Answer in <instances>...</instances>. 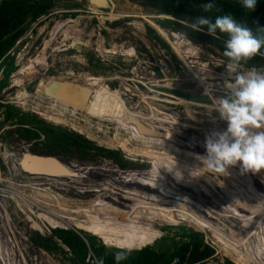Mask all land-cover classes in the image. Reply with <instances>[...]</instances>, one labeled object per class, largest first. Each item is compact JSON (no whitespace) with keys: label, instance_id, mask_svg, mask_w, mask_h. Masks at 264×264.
<instances>
[{"label":"rangeland","instance_id":"rangeland-1","mask_svg":"<svg viewBox=\"0 0 264 264\" xmlns=\"http://www.w3.org/2000/svg\"><path fill=\"white\" fill-rule=\"evenodd\" d=\"M109 2V9L112 6L113 14L119 18L107 20L106 16L102 15L100 18L103 22L99 24L95 13L108 14L109 9L90 12L91 9L88 8L86 0H54L47 15L28 26L0 64V83L4 76L5 62L11 60L15 67L7 78V86L0 90V264H70L71 255L68 249L60 245L57 239L54 238L59 249L52 253L35 245L33 240L36 239V235L42 238L54 237L52 231L61 229L78 232L82 236L95 237L102 244L98 237L81 231L77 227L91 230L115 227L120 232L146 227L158 228L160 231L158 237L145 246H154V244L158 246L159 242L170 245L179 243L180 240L186 243L188 240L185 237L196 233L200 235L202 243L213 251V255L202 264H223L225 260L236 264L225 255L239 251L243 256L245 237L240 233H246L245 253L249 263L264 264V174L262 175L264 171L256 174L244 173L237 165L239 169L230 168L227 177L212 179L208 174H204L192 179L188 174H183L184 178L177 181L172 165L162 163L165 165L161 168L152 167L144 157H131L124 153L115 143L119 141V136L114 135L113 131L116 128L115 124L101 122L94 126L97 120L86 117L87 115L82 113V109H77L78 107L72 110L77 113L75 118H72L71 113H63L62 116L58 108L51 106L52 100L55 99L46 97L41 92L36 93L37 85L41 84L44 89L50 81H53L48 79L50 77H57L59 81L66 80L65 82L78 85L83 82V86L88 90L93 88L88 83V79L98 78L97 80H101L103 86L109 89L110 94L118 97L117 100L120 98L127 104H132L131 111L137 112L141 118L153 117L156 122L163 119L165 124H171L168 129H164L165 132L160 130L162 133L159 135L163 138L167 137V134L173 138L171 135L174 132L170 131L183 126V131L196 133L197 141L202 144L211 132L226 128V122L220 120L218 112L214 110L217 104L216 98L225 95L222 85L227 79L224 68L226 59L209 46L190 42L180 32L173 33L160 28L158 22L165 18L151 10L130 4L127 0H109ZM62 23L64 28L60 29L61 31L68 26L76 25L74 30L78 32L77 38L64 40L60 30L54 31V28ZM146 27L156 33L165 44L164 47L147 35ZM157 28L167 36V40L159 31H156ZM97 38L102 42L101 53L94 46ZM186 50H190V53H186ZM108 51H113L114 54L107 53ZM122 51L125 52L124 56L120 55ZM80 59L82 62L78 61ZM33 62L41 65L35 66L34 72L29 74V66ZM239 71H247V68L241 66ZM194 74L202 79L201 87L193 83ZM98 85L101 84L98 83ZM112 94L110 98L114 99ZM103 95L108 98L107 93L103 92ZM179 98L189 106H180L177 100ZM65 104L67 103L55 102L58 107ZM7 105L19 113L31 114L53 129L59 128V130L76 134L80 140L93 144L95 149L86 148L84 158L78 157L74 146L64 153L44 154L42 153V143L45 140L43 135L40 134L37 140L29 141L19 136L21 129L14 125L15 121L4 122ZM49 116L56 118L59 123L46 120L45 117ZM84 116L86 121H89L88 125L84 121ZM88 126L103 128L104 131H109V135H94L87 129ZM120 134L122 136L123 131ZM154 135L158 133L154 132ZM17 144L19 147L17 153L7 150V145ZM139 146L140 144L132 142L129 149L144 150L145 147ZM151 150L155 152L156 158L162 159L163 150ZM180 151L190 155L193 160L188 161L184 156L176 157L170 153L169 157L177 159L180 163H183L185 159L191 165H185L187 169L199 166L195 160L197 154ZM110 152L116 153L119 161L109 158ZM25 154L48 155L57 161L47 159V163L54 164L47 166L44 162H40L39 158L35 161L40 162V165L35 169L26 167L24 169L26 173L19 164L20 159L24 165L26 162H31L25 156L22 158ZM103 165L112 166L111 169L117 170L115 175L118 184L114 183L110 177L113 173L105 171L100 173L99 170ZM63 169L66 172L62 171ZM125 171L150 172L151 177L157 178L144 183H136L138 180L135 179L130 182V185L123 186L119 183L123 180L125 182L131 180V178H124ZM35 172L36 174L44 172L50 177L35 176L33 175ZM185 172L188 173V171ZM152 182L163 184V187L159 189L161 192H150L148 187L156 188V184ZM191 183L194 187L190 185ZM190 186L194 189L193 191L190 190ZM200 186L207 187L198 189L197 187ZM178 187L187 201L183 200L181 206L190 209L189 206L192 205L191 208L194 210L196 204H204L208 213L210 210L220 212L219 215L223 216L224 223L219 215L217 224L214 221L212 222L214 224L209 226L203 221L183 216L184 214L179 212L180 209L173 208L175 211H168L169 207L162 198V201L157 203L150 202V209L162 212L161 218L154 225L136 224L122 229L116 224H105V222L108 223L109 218L115 216L122 205L132 206L135 203L134 199L142 201L141 194H162ZM220 189L221 194H224L215 195L214 192ZM121 198L126 201L120 202ZM173 201L176 200L173 199ZM26 205L29 207L26 208ZM105 208L107 210L98 222L81 220L80 214L98 218L97 215ZM58 213L70 219H59ZM208 213H204L205 219L209 216L212 220L216 218L214 215L208 216ZM167 219L169 220L165 225ZM73 222H75L74 225H68ZM208 222L211 221L208 220ZM175 225L177 226L170 227ZM229 239H232L233 243L227 247L225 243Z\"/></svg>","mask_w":264,"mask_h":264},{"label":"trees","instance_id":"trees-1","mask_svg":"<svg viewBox=\"0 0 264 264\" xmlns=\"http://www.w3.org/2000/svg\"><path fill=\"white\" fill-rule=\"evenodd\" d=\"M127 1L130 4L151 10L157 15L166 17L163 21L158 22L160 28L169 30L173 33L180 32L184 34L185 38L190 42L197 45L209 46L217 50L222 56L224 42L226 40L225 36L217 33V37H211L206 31L193 32L185 28L180 21H183L184 19L191 20L197 16H205L214 20L218 15L231 14L238 22L246 23L247 26L253 30H255L256 27H264V0H258L256 10L251 13L243 9L240 3H238V0H215V8L207 13L203 11L201 5L208 2V0ZM53 2L54 0H0V64L2 63L3 58L14 46L16 40L24 34L28 26L31 23L36 22V20L42 16L47 15L53 6ZM146 32L151 39H154L164 47L165 44L152 29L146 27ZM260 53H264V48L260 50ZM260 53L242 66L247 69L252 66L257 67L258 69H264V55ZM5 63L6 66L3 72V80L0 83V90L7 86V78L10 73L15 70L11 60H7ZM191 98L195 99L196 97ZM8 121H15L14 125L21 129L19 130V136L23 139L29 141L37 140L39 139L40 134L43 135L45 140L43 142L44 144L42 143V153L44 154L64 153L74 146L78 157L84 158V150L86 148L95 149L93 144L80 140L78 135L68 133L65 130H59V128L53 129L50 125L43 123L31 114L19 113L13 107L7 105L5 106L4 122ZM25 126L28 127L24 128ZM116 156L117 154L113 152H110L108 155L109 158L119 161ZM141 195L142 201L134 199L133 201H135V203H133L132 206H126V204L121 207L118 206L119 209L115 214L118 220L113 224L125 228L132 225L129 219L134 217L133 215H138L153 218L151 222L153 224L148 225H154V223L161 218L162 212L156 209H150V202L157 203L158 201H162V198L163 201H166L167 207H169L168 211L174 210L173 208L180 209L179 212H182L184 214L183 216H189L194 220L203 221L209 226H212L210 224H214L212 223L214 221L215 224H217V220L219 221L218 215L221 214L220 212H216V210H210L208 213L204 204H196L194 210L191 208L193 207L192 205H188L193 212L189 208H184V206H181V203L186 201V198L180 187L172 188L167 193ZM173 199L176 201H173ZM123 201L126 200L121 198L120 202ZM204 213H208V216L214 215L216 218H213L212 220V217L209 216L205 219V217H203ZM219 217L223 221V216L219 215ZM168 220L169 219L164 223L165 225ZM208 220L211 222H208ZM74 223L75 222L69 223L68 225H74ZM176 226L177 225L170 227ZM77 229L98 237L106 247L127 250L141 248L148 243H151L160 233L158 228L151 229L149 227L125 232H120L115 227H100L94 230L77 227ZM52 234L54 237L48 238H42L39 235H36V239L33 240V243L40 246L46 252L52 253L59 249V245L54 238L57 239L60 241L61 245L68 249L71 255V258L69 259L70 264H93V261L99 257L104 258V264H115L113 253L117 251V249L105 248L95 237L84 235L90 249L89 252L86 244L78 235V232L56 229L52 231ZM240 234L245 237L243 239V256L239 251L229 252L225 256L232 259L236 264H250L245 253L247 236L246 233ZM185 238L188 240L186 243H183L184 241L180 240L179 243H173L171 246L167 247V245L159 242L157 247L152 246L145 247L138 251H129L127 259L121 261L120 264H171L174 258L178 259L179 264H202L204 260H208V258L213 255L212 249L202 243L200 235L191 233ZM223 264L232 263L225 260Z\"/></svg>","mask_w":264,"mask_h":264},{"label":"clouds","instance_id":"clouds-1","mask_svg":"<svg viewBox=\"0 0 264 264\" xmlns=\"http://www.w3.org/2000/svg\"><path fill=\"white\" fill-rule=\"evenodd\" d=\"M257 2L238 0L249 13L256 10ZM201 7L204 12H211L215 0H208ZM180 22L193 32L206 31L211 37H217V33L226 37L223 57L226 58L227 79L222 85L225 95L216 98L214 110L227 126L205 137V153L195 156L199 166L188 169L189 177L195 179L204 174L212 179L227 177L228 170L237 165L244 173L264 171V69L252 66L247 71H239L264 48V27L253 30L231 14L218 15L214 20L197 16ZM174 177L177 181L184 178L180 170H174ZM128 255L127 250H117L113 253V260L120 264ZM93 264H104V258L95 259Z\"/></svg>","mask_w":264,"mask_h":264},{"label":"bare ground","instance_id":"bare-ground-1","mask_svg":"<svg viewBox=\"0 0 264 264\" xmlns=\"http://www.w3.org/2000/svg\"><path fill=\"white\" fill-rule=\"evenodd\" d=\"M110 13L108 14H101V13H95L99 24H102L103 19L100 18V16L105 15L107 20H116L117 18H119V16L113 14L112 12V6L109 9ZM131 13V12H130ZM127 16V15H126ZM74 23V22H73ZM75 24V23H74ZM149 24H151L149 22ZM59 27L54 28V31L56 30H60L64 28V24H58ZM69 25V24H68ZM76 26V25H75ZM75 26H68L67 28H65L63 31H61L64 40L69 38V39H75L76 34L78 33L76 30H74ZM59 31V32H60ZM156 31H159L162 35L163 38H166L167 40V36L161 32V30H159L157 28ZM54 35V34H53ZM175 35V34H172ZM75 37V38H74ZM96 40V39H95ZM74 41V40H73ZM101 40L99 38H97V41L94 42V46L99 50V53H101L102 50V46H101ZM73 44L75 45V41L73 42ZM93 45V44H92ZM173 46V44H171ZM176 46V45H175ZM174 47V46H173ZM176 48V47H175ZM174 48V49H175ZM124 50V49H122ZM178 52V51H177ZM176 52V53H177ZM107 53H111L114 54L113 51H108ZM106 53V54H107ZM186 53H190V50H186ZM125 52L122 51L120 55L124 56ZM178 54V53H177ZM176 54V55H177ZM180 58V55H179ZM82 59L78 60L81 61ZM38 61V60H37ZM41 61V59H40ZM82 62V61H81ZM39 65H41L40 63L37 62H33V64H31L29 66L30 71L28 72L29 74L33 73L35 70V66L38 67ZM68 76H71V74L67 73ZM117 77V76H116ZM187 77V76H186ZM189 77V76H188ZM63 78V77H61ZM80 78V77H79ZM185 78V77H184ZM194 79L193 83L196 84L198 87H201V83L200 81H202V79L200 78V76H195V74L192 77ZM49 80H53L50 81L45 87H47L49 84H51L52 82H55L58 80L57 77H50L48 78ZM78 79V78H77ZM98 79V78H97ZM95 79H88V83L91 84V86H93V88L91 90H88L89 92V97H88V102L87 105L82 109V113H84L85 115H87L86 117L88 118H92L97 120V123L94 124H100L101 122H110L112 124L116 125V128L113 129V131L115 132L114 135L119 136V141L115 142L117 143V146L123 150L124 153H126L127 155L131 156V157H144L145 159H147L148 163L153 167H158L161 168L162 163H166L168 165H172L174 170H179L182 172V174H188L185 171H188V169L185 167V165L191 166L190 164H188V161H192L193 158L188 155L185 152H182L180 150L189 152L192 155H204L205 153V149H204V140L203 138H201L203 140L202 144L200 142H198L196 136V133H190L187 131H183L182 129L184 128L183 126L180 128H177L176 130H172L170 132H174L173 138H171L170 136H168V134L166 135L167 137L163 136L161 137L159 135V133H162L161 131H164V129H168L170 127L171 124L163 122V119L158 120L157 122L154 120L153 117L151 118H141L140 116L137 115V112H132L130 107H133L132 104H127L126 101L121 100L119 98V100H117V96L114 95V99H111V94L109 93V89L106 86H103L102 81H98ZM62 80V79H61ZM59 81V80H58ZM66 81V80H65ZM79 82V81H77ZM83 83V82H82ZM81 83V85L83 86V84ZM101 84V85H98ZM98 85V87H97ZM196 86V87H197ZM44 87V88H45ZM43 87L41 86V84L37 85V90L36 93H40L43 94ZM42 89V90H41ZM195 89V88H194ZM103 92L108 95V98H106V95H103ZM71 93V92H70ZM121 93V92H120ZM56 98H60L59 100H61L60 102L63 103H67V104H71V106L69 107V105L65 104L64 106H56L55 102L59 101L57 99L52 100L53 102H51V106L54 108H58L61 112V115L63 116V113H71L72 118L76 117L75 115H77V113L73 112L72 110H74V107H78L79 106V98L82 96H78L75 94H68L67 96L65 94H63L62 92L60 93H55ZM78 96V97H76ZM123 96V94H122ZM135 96V95H134ZM139 96V95H138ZM124 97V96H123ZM137 97V96H136ZM90 98V99H89ZM140 98L145 99V97L140 96ZM149 100V99H148ZM178 100V104L180 106L186 107V105H188L187 103L182 102V99H177ZM146 104V103H145ZM150 106V105H149ZM189 106V105H188ZM72 108L71 110H69V108ZM154 107V106H153ZM141 109V108H140ZM161 113V112H160ZM213 113V112H212ZM108 114H111V116H108ZM147 115V114H146ZM158 115V114H157ZM197 115V114H196ZM142 116V115H141ZM146 117V116H144ZM46 120H48L49 122L52 123H59L58 120H56V118L49 116V117H45ZM183 119V118H182ZM88 120V119H87ZM67 121V120H66ZM84 121H86L85 116H84ZM219 121V120H218ZM182 122V121H181ZM87 125L89 124V121L87 122ZM176 124V123H175ZM86 125V126H87ZM177 125V124H176ZM203 125V124H202ZM132 127V128H131ZM205 127V126H204ZM91 133L98 134L100 136H105V135H109V131H104L103 128H99V127H90L88 126L87 128ZM225 129V128H224ZM161 130V131H160ZM178 130V132H177ZM185 130V129H184ZM219 130V128H218ZM123 131V135L121 136L120 132ZM189 131V130H188ZM125 132V133H124ZM155 133H158V135H154ZM165 132V131H164ZM198 135V134H197ZM127 136V137H126ZM203 136V135H202ZM137 143L140 144L139 147H145L144 150L142 149H136L134 148L133 150L129 149V145L131 143ZM184 143V145H183ZM104 144V143H103ZM107 144V143H106ZM114 148V147H113ZM151 149H159V150H163L164 154L162 155V159H158L154 156L155 152H153ZM196 149V150H194ZM169 153L174 155V156H184L185 159L183 161V163H180L177 159L174 158H170L169 157ZM160 154V152H159ZM161 155V154H160ZM196 155V156H197ZM127 157V156H126ZM24 158V157H23ZM136 160V159H135ZM143 161V160H142ZM45 164H51V163H47V161H44ZM143 163V162H142ZM195 163V162H194ZM197 164V163H196ZM40 165V162H36L35 166L32 165H27L26 167L30 168V169H35L36 167H38ZM54 164H51V166H53ZM109 165H103L100 168V173L101 171H105V172H111L113 173L112 175H110V177L112 178V181L116 184H118L117 180H116V175H115V171L117 172V170L115 169H111ZM110 168V169H109ZM114 168V167H113ZM233 168V167H232ZM231 168V169H232ZM235 168H237V170L239 169L238 166H235ZM158 170V169H157ZM62 171H65L64 169ZM61 171V172H62ZM66 172V171H65ZM126 173V174H125ZM124 174V178H131V180H129V182H125L123 180L122 183H119L120 185L123 186H128L130 185L132 181H134L135 179L138 180V182L136 183H144V182H150L155 180L156 178L154 176L151 177L150 172H146V173H142L139 171H125L123 172ZM264 173L262 172V175ZM99 175V174H98ZM80 177L82 175H79ZM145 176L147 178H145ZM184 176V175H183ZM65 178H68L67 176H64ZM251 177V176H250ZM262 178V177H261ZM102 179V178H101ZM193 179V178H192ZM204 179V178H203ZM203 181V180H202ZM105 182V181H104ZM198 182V181H197ZM154 184H156V188L152 187L148 189L150 190V192L152 193H158L159 191L161 192V190H159L160 188L163 187V184H159L158 182H152ZM209 183V182H207ZM148 184V183H147ZM205 184V183H204ZM146 185V184H145ZM151 185V184H150ZM149 185V186H150ZM165 185V184H164ZM168 185V184H166ZM192 185V183L190 184ZM119 186V185H118ZM135 186V185H134ZM194 187V185H192ZM208 186V185H207ZM206 186V187H207ZM9 188V187H8ZM14 188V187H13ZM210 189V187H208ZM215 188V187H214ZM207 189V190H209ZM140 190V189H139ZM190 190L193 191V188L190 186ZM144 191V190H143ZM215 191V190H214ZM164 192V191H163ZM195 192V191H194ZM218 192V191H215ZM214 192V193H215ZM198 193V192H196ZM29 205V204H28ZM27 206V205H26ZM29 206H27L26 208H28ZM59 214V213H58ZM81 220L85 215L80 214ZM57 217L59 219H63V220H69L70 218L67 216H63L62 214L57 215ZM233 243L232 239H229L226 241V246L230 247ZM61 245V244H60ZM223 249V248H222Z\"/></svg>","mask_w":264,"mask_h":264},{"label":"water","instance_id":"water-1","mask_svg":"<svg viewBox=\"0 0 264 264\" xmlns=\"http://www.w3.org/2000/svg\"><path fill=\"white\" fill-rule=\"evenodd\" d=\"M86 2L88 4V8L91 9L90 12H97V11L107 10V9H109V6H110L109 0H86ZM164 18H166V17H164ZM60 92H62L66 96L68 94H75V95H78L79 97L82 96V97L79 98L80 102H79V106H78L77 109H83L85 107L86 103L88 102V97H89L88 90L84 86L78 85V84H75V83H72V82L55 81V82H52L51 84H49L47 87H45L43 89L44 96L50 97L52 99H57V100H59L60 98L59 99L56 98V96H55L56 94L55 93H60ZM78 96H76V97H78ZM59 101H61V100H59ZM67 105L71 106V104H67ZM24 156L27 157L29 160H31V162H26L25 165H24V163L22 162V159H20L19 160V164L21 165L22 170L26 169V165L35 166V164L37 162L35 160H37L39 158H40L39 159L40 162H44L47 159L56 160V159H54L51 156L41 155V154H35V155L25 154V155L22 156V158ZM33 175H35V176H41V175L48 176L44 172H37V174L35 172ZM53 175H56V174H53ZM48 177H50V176H48ZM78 235L82 238L81 234L78 233ZM84 242L87 245V242L85 240H84Z\"/></svg>","mask_w":264,"mask_h":264},{"label":"crops","instance_id":"crops-1","mask_svg":"<svg viewBox=\"0 0 264 264\" xmlns=\"http://www.w3.org/2000/svg\"><path fill=\"white\" fill-rule=\"evenodd\" d=\"M208 178H210V177H208ZM203 187V188H202ZM200 186V187H197L198 189H204V188H206V186ZM194 190V189H193ZM200 191V190H199ZM220 192V193H219ZM159 193V192H158ZM198 193H201V194H207V193H205V192H198ZM211 194V193H210ZM215 195H223L224 193H222L221 194V189H220V191H218V192H216V193H214ZM226 194V193H225ZM101 201H105L104 199H101ZM114 201V200H113ZM106 202V201H105ZM95 204H96V202H95ZM107 210V208H105V209H103L101 212L102 213H100L99 215H97V217L98 218H96L95 216H88V215H86V216H84L83 218H82V221H85V222H98V220L103 216V213L105 212ZM260 213V212H259ZM134 217H131L129 220H130V222L132 223V225H130V226H133V225H136V224H149V223H151L152 222V220H153V218H151V217H146V216H138V215H133ZM126 219H128V218H126ZM118 220V218H116V216H113V217H111V218H109L108 219V223H106L105 222V224L106 225H112L115 221H117ZM223 222V221H222ZM261 222V221H260ZM224 223V222H223ZM255 223V222H254ZM104 224V225H105ZM260 225L262 224V223H259ZM128 227V226H127ZM119 228H122V227H119ZM126 228V227H125ZM123 229V228H122ZM82 238L86 241V238H85V236H82ZM82 239V240H83ZM83 240V241H84ZM87 242V241H86ZM85 243V242H84ZM86 244V243H85ZM102 245L105 247V245L102 243ZM172 244H170V245H167V247L168 246H171ZM87 246V248H88V251L90 252V249H89V247H88V244L86 245ZM154 246H156L157 247V245H155L154 244ZM145 247H152V246H145ZM145 247H142V248H136V249H131V250H127L128 252L129 251H138V250H141V249H143V248H145ZM106 248V247H105ZM111 248V247H110ZM109 248V249H110ZM112 248H114V247H112ZM108 249V248H107ZM114 249H117V248H114ZM158 249H159V247H158ZM162 249H164V248H162ZM117 250H124V249H117Z\"/></svg>","mask_w":264,"mask_h":264},{"label":"built area","instance_id":"built-area-1","mask_svg":"<svg viewBox=\"0 0 264 264\" xmlns=\"http://www.w3.org/2000/svg\"><path fill=\"white\" fill-rule=\"evenodd\" d=\"M17 42V41H16ZM16 42H15V44H16ZM2 73V72H1ZM22 144H24V143H22ZM27 145V144H26ZM29 147H30V145H29ZM18 149H19V147H18V144L17 145H7V150L9 151V152H18ZM171 264H179V261H178V259L177 258H174L173 260H172V263Z\"/></svg>","mask_w":264,"mask_h":264}]
</instances>
